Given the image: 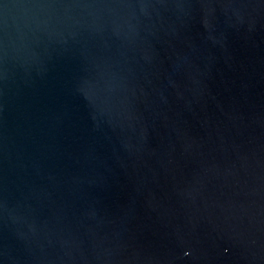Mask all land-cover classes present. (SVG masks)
I'll return each mask as SVG.
<instances>
[{"label":"water","instance_id":"1","mask_svg":"<svg viewBox=\"0 0 264 264\" xmlns=\"http://www.w3.org/2000/svg\"><path fill=\"white\" fill-rule=\"evenodd\" d=\"M0 264H264V0H0Z\"/></svg>","mask_w":264,"mask_h":264}]
</instances>
